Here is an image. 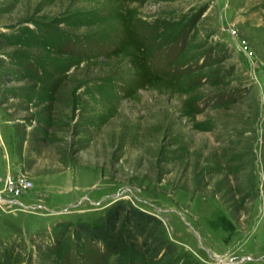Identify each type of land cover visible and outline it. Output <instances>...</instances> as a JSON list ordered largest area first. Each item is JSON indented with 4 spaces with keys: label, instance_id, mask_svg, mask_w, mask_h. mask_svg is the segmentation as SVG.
<instances>
[{
    "label": "rangeland",
    "instance_id": "obj_1",
    "mask_svg": "<svg viewBox=\"0 0 264 264\" xmlns=\"http://www.w3.org/2000/svg\"><path fill=\"white\" fill-rule=\"evenodd\" d=\"M20 180L0 264H264V0H0L2 196ZM119 202L158 256L81 233Z\"/></svg>",
    "mask_w": 264,
    "mask_h": 264
},
{
    "label": "trees",
    "instance_id": "obj_2",
    "mask_svg": "<svg viewBox=\"0 0 264 264\" xmlns=\"http://www.w3.org/2000/svg\"><path fill=\"white\" fill-rule=\"evenodd\" d=\"M158 222V219L148 212L119 202L109 211L101 224L84 225L81 227V233L90 240L104 244L109 253L120 260L128 257L136 240V233L143 234L153 243L151 251L158 256L166 245L154 226V223Z\"/></svg>",
    "mask_w": 264,
    "mask_h": 264
},
{
    "label": "built area",
    "instance_id": "obj_3",
    "mask_svg": "<svg viewBox=\"0 0 264 264\" xmlns=\"http://www.w3.org/2000/svg\"><path fill=\"white\" fill-rule=\"evenodd\" d=\"M19 184L17 187L15 186V183H11V190H12V193L11 195L13 196V200H9V199H6L2 196V191L0 189V204L2 203H11V202H17V199L21 196L22 194V189H28L29 188V185H30V182L28 180H20L19 181Z\"/></svg>",
    "mask_w": 264,
    "mask_h": 264
}]
</instances>
